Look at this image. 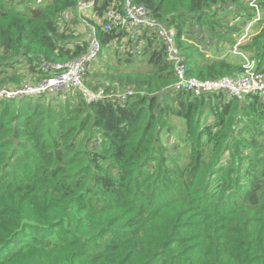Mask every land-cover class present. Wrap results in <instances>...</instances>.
I'll return each mask as SVG.
<instances>
[{
	"label": "trees",
	"instance_id": "1",
	"mask_svg": "<svg viewBox=\"0 0 264 264\" xmlns=\"http://www.w3.org/2000/svg\"><path fill=\"white\" fill-rule=\"evenodd\" d=\"M82 1L0 0V89L36 84L55 74L44 61L86 52ZM133 1L174 29L189 77L238 79L249 62L264 72V0ZM112 2L94 3L100 22ZM224 3L244 20L224 21ZM194 32L213 37L210 54L183 40ZM99 37L87 83L116 96L0 97V264H264L263 102L174 88L155 29ZM240 40L236 56L223 48Z\"/></svg>",
	"mask_w": 264,
	"mask_h": 264
},
{
	"label": "built area",
	"instance_id": "2",
	"mask_svg": "<svg viewBox=\"0 0 264 264\" xmlns=\"http://www.w3.org/2000/svg\"><path fill=\"white\" fill-rule=\"evenodd\" d=\"M102 0L82 1L76 6L75 14L78 15L80 25L89 27L88 48L86 52L77 58L64 63H47L43 62L40 68L44 72L55 71L51 77L44 78L36 84L28 82L23 83L21 88H2L0 97L15 98L23 96H41L43 94H55L59 92L74 91L80 93L86 103L100 100L105 96L114 97L116 92L105 94L103 88L94 89L87 84L90 66L94 64L102 50L103 45L99 37V30L110 31L114 27H121L131 30L138 26L149 27L158 31L166 43L167 58L174 64L177 74V81L174 88L194 92L200 96L208 92L226 90L231 94L241 97L244 93H255L264 104V72L255 71L254 63L247 64V76L238 79L229 76H223L218 79L202 80L197 77H189L187 67L184 61V55L181 49L176 45V32L169 29L165 23L152 17L149 9L144 4H134L133 0H112L111 6L105 12L103 20L100 22L96 13L93 11L94 3ZM91 17L96 23H91L84 10L87 8ZM74 12L69 14L73 15ZM101 27V28H100ZM200 47L203 52H209L214 45V39L209 36L201 38L198 32L183 37ZM244 58H246L244 56ZM134 94L133 88L124 89L118 92L117 96L121 102L127 101V98Z\"/></svg>",
	"mask_w": 264,
	"mask_h": 264
},
{
	"label": "rangeland",
	"instance_id": "3",
	"mask_svg": "<svg viewBox=\"0 0 264 264\" xmlns=\"http://www.w3.org/2000/svg\"><path fill=\"white\" fill-rule=\"evenodd\" d=\"M38 1H41V0H38ZM88 10H91L92 11V8H87V9H85L84 10V14L82 15V17H84V15L85 16H87L88 18H91L92 19V17H91V15H90V12L88 11ZM221 10V13L223 12V14H221L222 15V18H223V20L224 21H232V20H234L235 22H242L243 20H244V18L241 16V15H237V13H236V11L234 10V9H232V5L231 4H226V3H224V5H223V8L222 9H220ZM258 14V16H260V17H258L257 19H256V21H259L260 20V18H262V16H264V13H261V12H258L257 13ZM64 23V22H63ZM259 24V23H258ZM252 27H250V28H248V30L245 32V38L246 39H248L249 37H252V35L253 34H255V32L257 31V30H255L254 28H256V26H257V24H252L251 25ZM76 25H71V29L73 30V32L72 33H74V34H76V35H78L77 34V29H76ZM210 37V36H209ZM235 37V36H234ZM213 38V37H212ZM242 42V40H240V41H238V43L236 44V46L234 47V48H231L227 43L224 45V47L223 48H225L230 54H232V55H234V56H236L237 54H238V50H237V46L240 44ZM214 46V45H213ZM212 46V47H213ZM211 47V48H212ZM210 48V49H211ZM215 48V46L212 48V50ZM134 51L135 52H137V49H134ZM208 54H210V50H209V52H208ZM124 56H126V54H124ZM108 58H112V55H110L109 54V57ZM171 62V61H170ZM243 62H245L244 60L242 61V63ZM94 65L95 64H92L91 66H90V71H91V69H92V73L91 72H89V74H88V78L87 79H89L90 77H92V74H93V72L95 71V68H97V65L94 67ZM90 80H91V78H90ZM181 134H179V132L177 131V130H175L173 133H171L170 135H168L169 136V138H170V140H171V142H172V144H177V139H176V136H180Z\"/></svg>",
	"mask_w": 264,
	"mask_h": 264
},
{
	"label": "clouds",
	"instance_id": "4",
	"mask_svg": "<svg viewBox=\"0 0 264 264\" xmlns=\"http://www.w3.org/2000/svg\"><path fill=\"white\" fill-rule=\"evenodd\" d=\"M102 1H103V0H102ZM74 11H75V10H74ZM74 11H73V12H74ZM71 12H72V11H71ZM90 19H91V18H90ZM92 19H93V18H92ZM93 20H94V19H93ZM79 23H80V22H79ZM81 26H83V25H81ZM249 27H250V26H249ZM98 59H99V58H98ZM95 63H96V62H95ZM95 63H94V64H95ZM87 84H88V83H87Z\"/></svg>",
	"mask_w": 264,
	"mask_h": 264
}]
</instances>
